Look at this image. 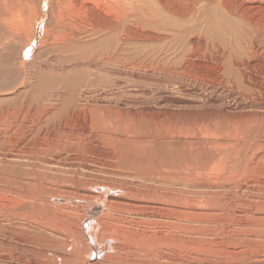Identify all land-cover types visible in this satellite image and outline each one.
<instances>
[{
  "label": "bare ground",
  "instance_id": "1",
  "mask_svg": "<svg viewBox=\"0 0 264 264\" xmlns=\"http://www.w3.org/2000/svg\"><path fill=\"white\" fill-rule=\"evenodd\" d=\"M0 264H264V0H0Z\"/></svg>",
  "mask_w": 264,
  "mask_h": 264
},
{
  "label": "rangeland",
  "instance_id": "2",
  "mask_svg": "<svg viewBox=\"0 0 264 264\" xmlns=\"http://www.w3.org/2000/svg\"><path fill=\"white\" fill-rule=\"evenodd\" d=\"M41 33H42V32H41ZM38 40H39V39H36V40H35L34 42H32V43L36 45L37 42H38ZM35 42H36V43H35ZM33 44H32V45H33ZM94 208H95V207H94ZM92 209H93V208H92ZM92 209H91V210H92ZM94 225H96V224H95V223L93 224V226H92L93 228H92V229H94V227H95ZM96 226H97V225H96ZM92 232H95V234L97 233L95 230L92 231Z\"/></svg>",
  "mask_w": 264,
  "mask_h": 264
}]
</instances>
